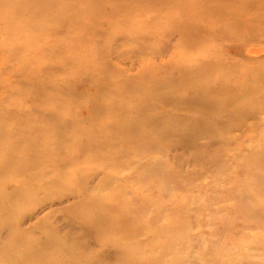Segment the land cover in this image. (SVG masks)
Returning a JSON list of instances; mask_svg holds the SVG:
<instances>
[{
    "label": "rangeland",
    "instance_id": "1",
    "mask_svg": "<svg viewBox=\"0 0 264 264\" xmlns=\"http://www.w3.org/2000/svg\"><path fill=\"white\" fill-rule=\"evenodd\" d=\"M247 47L264 0H0V264H264Z\"/></svg>",
    "mask_w": 264,
    "mask_h": 264
},
{
    "label": "bare ground",
    "instance_id": "2",
    "mask_svg": "<svg viewBox=\"0 0 264 264\" xmlns=\"http://www.w3.org/2000/svg\"><path fill=\"white\" fill-rule=\"evenodd\" d=\"M263 21V20H262ZM235 53V50H233ZM240 51V50H239ZM238 51V52H239ZM230 52V51H229ZM246 52L251 55H257L259 53H264V48H252V47H247ZM250 57V56H249ZM255 57V56H254Z\"/></svg>",
    "mask_w": 264,
    "mask_h": 264
}]
</instances>
